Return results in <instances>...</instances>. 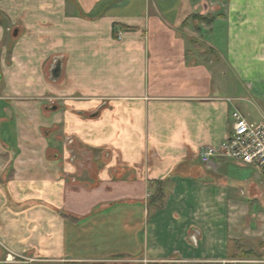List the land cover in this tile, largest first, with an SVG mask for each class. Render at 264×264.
<instances>
[{
    "label": "crops",
    "instance_id": "crops-1",
    "mask_svg": "<svg viewBox=\"0 0 264 264\" xmlns=\"http://www.w3.org/2000/svg\"><path fill=\"white\" fill-rule=\"evenodd\" d=\"M0 75V264H264V0H0Z\"/></svg>",
    "mask_w": 264,
    "mask_h": 264
},
{
    "label": "built area",
    "instance_id": "built-area-1",
    "mask_svg": "<svg viewBox=\"0 0 264 264\" xmlns=\"http://www.w3.org/2000/svg\"><path fill=\"white\" fill-rule=\"evenodd\" d=\"M122 36L118 32V37ZM231 125L226 138L218 147L205 146L199 156L203 164L214 157L226 158L250 167L264 177V117L248 120L238 109L231 111Z\"/></svg>",
    "mask_w": 264,
    "mask_h": 264
},
{
    "label": "trees",
    "instance_id": "trees-1",
    "mask_svg": "<svg viewBox=\"0 0 264 264\" xmlns=\"http://www.w3.org/2000/svg\"><path fill=\"white\" fill-rule=\"evenodd\" d=\"M197 18V20H206L205 17L199 15V14H195V16H193V18ZM163 199V189L161 187L160 184H158V187L155 191V193L153 194L152 198H151V202H162ZM228 257L230 258H237V257H241L244 255H248V252H241L242 249V245L239 241H233V240H229L228 242ZM64 264H87L85 262H66ZM146 264H173V263H167V262H161V261H149ZM175 264V263H174Z\"/></svg>",
    "mask_w": 264,
    "mask_h": 264
},
{
    "label": "rangeland",
    "instance_id": "rangeland-1",
    "mask_svg": "<svg viewBox=\"0 0 264 264\" xmlns=\"http://www.w3.org/2000/svg\"><path fill=\"white\" fill-rule=\"evenodd\" d=\"M200 10V7L198 8ZM259 114L253 111L252 117L249 118V120L254 121V120H259ZM232 172L234 173L235 179L238 181H241V183L235 182L234 183V188L233 191H239V189L243 188L244 185V178L243 177H254L256 174H258L255 170H253L250 167H238L234 166L232 167ZM242 199H247L246 196H240ZM5 256H1L3 258ZM181 264V263H178Z\"/></svg>",
    "mask_w": 264,
    "mask_h": 264
},
{
    "label": "water",
    "instance_id": "water-1",
    "mask_svg": "<svg viewBox=\"0 0 264 264\" xmlns=\"http://www.w3.org/2000/svg\"><path fill=\"white\" fill-rule=\"evenodd\" d=\"M59 70H60V67L57 65H54L53 66V69L51 70V74L56 77L59 75ZM0 79H1V75H0ZM87 264H107L106 262H103V261H95V262H89ZM120 264H127V262H122ZM174 264V263H173Z\"/></svg>",
    "mask_w": 264,
    "mask_h": 264
}]
</instances>
